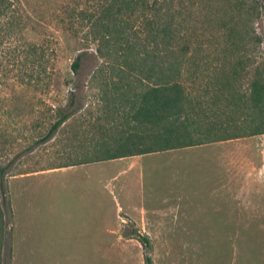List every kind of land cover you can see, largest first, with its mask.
<instances>
[{"label":"rangeland","instance_id":"obj_1","mask_svg":"<svg viewBox=\"0 0 264 264\" xmlns=\"http://www.w3.org/2000/svg\"><path fill=\"white\" fill-rule=\"evenodd\" d=\"M120 39H175L179 80L237 137L147 153L136 171L78 163L92 139L126 132L127 82L155 83L128 69ZM259 74L264 0H0V264H146L147 251L153 264H264Z\"/></svg>","mask_w":264,"mask_h":264},{"label":"trees","instance_id":"obj_2","mask_svg":"<svg viewBox=\"0 0 264 264\" xmlns=\"http://www.w3.org/2000/svg\"><path fill=\"white\" fill-rule=\"evenodd\" d=\"M120 40L123 41L121 50L126 53L123 62L128 69L134 68L146 80L155 78V83L137 91L131 87L133 81L127 82V95L121 97L128 109L125 116L128 126L126 132L118 136L92 139L89 147L94 149L93 154L78 163L184 148L237 137L221 135V123L207 120L202 104L195 102L190 91L179 80L183 59L176 53L175 39H151L148 41L151 47L136 39ZM180 50L178 52L184 54L185 49ZM140 54L143 56L140 57ZM80 60L81 55H77L72 63L75 72L80 67ZM113 68L115 70L116 67ZM116 70L119 77L131 75L121 65ZM137 81L143 82V79ZM72 98L73 95L70 106ZM250 98L258 112L257 123L250 134H264V75L259 74L252 81ZM74 112L75 109L62 111L47 136H51ZM140 238L147 250L150 249L147 235ZM145 263L153 264L148 251Z\"/></svg>","mask_w":264,"mask_h":264},{"label":"crops","instance_id":"obj_3","mask_svg":"<svg viewBox=\"0 0 264 264\" xmlns=\"http://www.w3.org/2000/svg\"><path fill=\"white\" fill-rule=\"evenodd\" d=\"M219 141V140H218ZM185 148V147H184ZM146 154H136L131 156H124L120 158H115V160H124L122 161L124 164H129L127 167L123 168V171H136L142 168L143 158Z\"/></svg>","mask_w":264,"mask_h":264}]
</instances>
